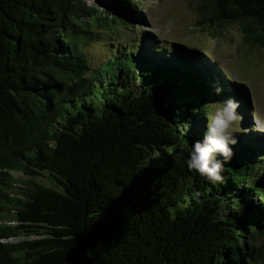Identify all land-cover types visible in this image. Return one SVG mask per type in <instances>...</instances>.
<instances>
[{
  "label": "trees",
  "instance_id": "obj_1",
  "mask_svg": "<svg viewBox=\"0 0 264 264\" xmlns=\"http://www.w3.org/2000/svg\"><path fill=\"white\" fill-rule=\"evenodd\" d=\"M92 1L0 0V264H264L255 136L236 131L222 184L186 166L210 111H249L246 86L144 31L138 2ZM197 11L264 47V0Z\"/></svg>",
  "mask_w": 264,
  "mask_h": 264
},
{
  "label": "rangeland",
  "instance_id": "obj_2",
  "mask_svg": "<svg viewBox=\"0 0 264 264\" xmlns=\"http://www.w3.org/2000/svg\"><path fill=\"white\" fill-rule=\"evenodd\" d=\"M133 1L143 7L150 22L144 31L164 41L202 52L221 67L231 80L242 82L246 86L244 90L249 111L237 109L242 120L236 131L254 135V147L258 152L264 153V47L248 42L238 23L207 29L198 28L199 0ZM86 3L94 2L86 0ZM108 35V31L99 34L96 41L82 47L90 67L97 66L108 53V48L104 46ZM122 42L120 41V44ZM215 110L216 108L210 111L209 115ZM245 118L247 121L243 124Z\"/></svg>",
  "mask_w": 264,
  "mask_h": 264
},
{
  "label": "clouds",
  "instance_id": "obj_3",
  "mask_svg": "<svg viewBox=\"0 0 264 264\" xmlns=\"http://www.w3.org/2000/svg\"><path fill=\"white\" fill-rule=\"evenodd\" d=\"M215 91L219 94L222 89L217 87ZM238 108L237 101L228 99L207 118L203 140L192 145V151L186 160L190 172H195L212 183H224V166L231 161L233 147L238 143L235 133L242 120Z\"/></svg>",
  "mask_w": 264,
  "mask_h": 264
}]
</instances>
